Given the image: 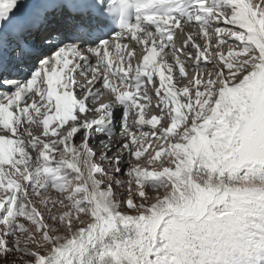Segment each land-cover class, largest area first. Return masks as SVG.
<instances>
[{"label":"snow or ice","instance_id":"1","mask_svg":"<svg viewBox=\"0 0 264 264\" xmlns=\"http://www.w3.org/2000/svg\"><path fill=\"white\" fill-rule=\"evenodd\" d=\"M0 0V264H264V0Z\"/></svg>","mask_w":264,"mask_h":264}]
</instances>
